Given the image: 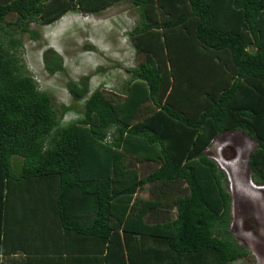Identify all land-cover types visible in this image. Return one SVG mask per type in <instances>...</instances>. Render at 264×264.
<instances>
[{"label":"trees","instance_id":"1","mask_svg":"<svg viewBox=\"0 0 264 264\" xmlns=\"http://www.w3.org/2000/svg\"><path fill=\"white\" fill-rule=\"evenodd\" d=\"M120 1L138 11L128 36L143 60L120 92L68 82L81 108H56L16 35ZM236 132L264 186V0H0V264H253L206 154Z\"/></svg>","mask_w":264,"mask_h":264},{"label":"rangeland","instance_id":"2","mask_svg":"<svg viewBox=\"0 0 264 264\" xmlns=\"http://www.w3.org/2000/svg\"><path fill=\"white\" fill-rule=\"evenodd\" d=\"M137 19L136 8L120 1L96 15L72 12L49 26L34 23L30 29L39 31L40 39L17 34L22 44L19 56L38 88L54 99L56 108L76 106L80 109L82 103L74 104L66 87L68 82L89 77L91 92L97 88L120 92L128 79L126 71L143 60L136 55L128 36ZM6 20L12 22V15ZM47 49L62 57L63 72L49 74L46 71L43 54ZM76 116L72 109L62 115L61 122L67 123ZM253 147L254 142L245 134L236 132L213 141L206 154L226 173L232 197L231 229L236 241L249 250L253 264H264V186H257L251 180L247 164ZM233 264L250 263L241 259Z\"/></svg>","mask_w":264,"mask_h":264},{"label":"crops","instance_id":"3","mask_svg":"<svg viewBox=\"0 0 264 264\" xmlns=\"http://www.w3.org/2000/svg\"><path fill=\"white\" fill-rule=\"evenodd\" d=\"M147 195V193L145 192V191H143L142 193H141V196H146Z\"/></svg>","mask_w":264,"mask_h":264}]
</instances>
